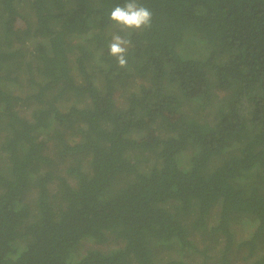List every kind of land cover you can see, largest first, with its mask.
<instances>
[{
    "label": "trees",
    "instance_id": "obj_1",
    "mask_svg": "<svg viewBox=\"0 0 264 264\" xmlns=\"http://www.w3.org/2000/svg\"><path fill=\"white\" fill-rule=\"evenodd\" d=\"M124 3L0 0V264H264V0Z\"/></svg>",
    "mask_w": 264,
    "mask_h": 264
},
{
    "label": "clouds",
    "instance_id": "obj_2",
    "mask_svg": "<svg viewBox=\"0 0 264 264\" xmlns=\"http://www.w3.org/2000/svg\"><path fill=\"white\" fill-rule=\"evenodd\" d=\"M109 19L121 31H145L152 27L153 13L148 7L138 3V0H125L123 5H117L111 10ZM130 46L131 40L119 33L113 34L109 41V55L116 58L121 68L127 67Z\"/></svg>",
    "mask_w": 264,
    "mask_h": 264
},
{
    "label": "rangeland",
    "instance_id": "obj_3",
    "mask_svg": "<svg viewBox=\"0 0 264 264\" xmlns=\"http://www.w3.org/2000/svg\"><path fill=\"white\" fill-rule=\"evenodd\" d=\"M238 227H239V226H238ZM242 229H243V228H241V227H240V229H239V230L241 231Z\"/></svg>",
    "mask_w": 264,
    "mask_h": 264
}]
</instances>
